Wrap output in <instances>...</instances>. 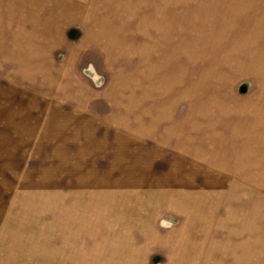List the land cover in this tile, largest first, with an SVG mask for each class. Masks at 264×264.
<instances>
[{"label": "rangeland", "instance_id": "rangeland-1", "mask_svg": "<svg viewBox=\"0 0 264 264\" xmlns=\"http://www.w3.org/2000/svg\"><path fill=\"white\" fill-rule=\"evenodd\" d=\"M254 236L264 0H0V264Z\"/></svg>", "mask_w": 264, "mask_h": 264}, {"label": "crops", "instance_id": "crops-1", "mask_svg": "<svg viewBox=\"0 0 264 264\" xmlns=\"http://www.w3.org/2000/svg\"><path fill=\"white\" fill-rule=\"evenodd\" d=\"M253 237L252 243H237L236 245H228L223 243L221 246H213L207 248H171V254L174 255L173 261L166 262L163 258L155 256V258L135 257L133 252L128 253V247L112 248L108 252L94 251V257L91 260L86 258L69 257L68 248H61L60 254L58 250L44 251L43 261L38 264H264V252L261 253V247L258 244L261 240ZM110 250V249H109ZM74 252L75 250H71ZM37 254V253H36ZM75 254V253H72ZM71 254V255H72ZM77 254V253H76ZM83 255L82 253H79ZM138 254H145L140 252ZM137 254V255H138ZM162 253H156L161 255ZM146 255V254H145ZM187 256V257H186ZM3 260V258L1 259ZM4 260L1 264H20Z\"/></svg>", "mask_w": 264, "mask_h": 264}, {"label": "clouds", "instance_id": "clouds-1", "mask_svg": "<svg viewBox=\"0 0 264 264\" xmlns=\"http://www.w3.org/2000/svg\"><path fill=\"white\" fill-rule=\"evenodd\" d=\"M160 227L161 228H170V227H172V221L171 220H161L160 221Z\"/></svg>", "mask_w": 264, "mask_h": 264}]
</instances>
